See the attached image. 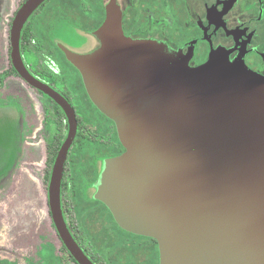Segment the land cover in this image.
<instances>
[{
  "label": "water",
  "instance_id": "95a60500",
  "mask_svg": "<svg viewBox=\"0 0 264 264\" xmlns=\"http://www.w3.org/2000/svg\"><path fill=\"white\" fill-rule=\"evenodd\" d=\"M45 1L24 0L16 10L9 57L19 77L67 116L47 206L73 259L95 264L74 239L61 205L74 110L31 74L20 49L26 21ZM96 33L97 52L66 51L125 149L105 162L96 197L119 226L156 239L160 264H264V76L242 60H229L224 49L191 67L159 43L132 40L112 3Z\"/></svg>",
  "mask_w": 264,
  "mask_h": 264
},
{
  "label": "flooded vegetation",
  "instance_id": "af4514ba",
  "mask_svg": "<svg viewBox=\"0 0 264 264\" xmlns=\"http://www.w3.org/2000/svg\"><path fill=\"white\" fill-rule=\"evenodd\" d=\"M76 1L46 0L26 21L20 44L31 74L60 93L75 113L76 133L61 180L64 218L76 242L95 264H160L156 239L119 226L96 197L105 162L125 149L115 123L91 101L81 73L68 60L66 51L85 55L100 50L96 30L105 19L106 6L112 3L120 11L124 35L132 40L159 43L170 53L182 55L191 67L205 63L211 51L224 49L229 60H242L264 76V0H91L88 13H83L81 1L79 5ZM57 2L67 3L68 8L59 9ZM33 89L50 102L54 122L51 139H60L57 154L68 133L67 116L53 99ZM67 170L77 227L70 223L66 210ZM79 205L84 211L79 212Z\"/></svg>",
  "mask_w": 264,
  "mask_h": 264
},
{
  "label": "rangeland",
  "instance_id": "374dc122",
  "mask_svg": "<svg viewBox=\"0 0 264 264\" xmlns=\"http://www.w3.org/2000/svg\"><path fill=\"white\" fill-rule=\"evenodd\" d=\"M22 1L0 0V129L7 121L12 124L8 144L0 130V264H74L47 206V144L54 126L50 102L10 66L9 29ZM69 194L67 170L66 210L77 227Z\"/></svg>",
  "mask_w": 264,
  "mask_h": 264
},
{
  "label": "trees",
  "instance_id": "16d2710c",
  "mask_svg": "<svg viewBox=\"0 0 264 264\" xmlns=\"http://www.w3.org/2000/svg\"><path fill=\"white\" fill-rule=\"evenodd\" d=\"M81 1V2H80ZM79 2L81 3V6H82V12L83 13H85V12H90V6H91V0H78V1H76L75 2V4L76 5H79ZM58 6L60 5V7H59V9H64V10H66L68 7H67V5H65V4H67V3H62V2H57L56 3ZM43 6V5H42ZM27 23V22H26ZM26 26H27V24H25V26H24V28H23V30H22V33H21V39H20V44L22 45V42H23V40H24V37H25V28H26ZM9 60H10V57H9ZM10 66H11V69H12V71L13 72H15L16 74H17V72H16V70L13 68V66H12V64H11V61H10ZM18 75V74H17ZM50 127V126H49ZM51 146H50V148H49V151H48V156H49V163H50V168H51V164H52V162H53V159H54V156H55V154H56V150H57V148H58V145L60 144V139L58 138L57 139V137H56V139L54 138V139H51ZM48 179H49V175H48ZM79 212H81V211H84V209H85V207H83V206H81V205H79ZM53 224V223H52ZM54 226V225H53ZM63 245V244H62ZM63 247H65L64 245H63ZM66 249V248H65ZM69 256H70V254H68ZM71 257V256H70ZM71 259H72V261L74 262V264H78L74 259H73V257H71Z\"/></svg>",
  "mask_w": 264,
  "mask_h": 264
},
{
  "label": "bare ground",
  "instance_id": "6f19581e",
  "mask_svg": "<svg viewBox=\"0 0 264 264\" xmlns=\"http://www.w3.org/2000/svg\"><path fill=\"white\" fill-rule=\"evenodd\" d=\"M8 122L9 121H7V123H5L3 125V128L0 129L2 132V140H3L4 144L9 143L8 140L10 139L11 134H12V126H10Z\"/></svg>",
  "mask_w": 264,
  "mask_h": 264
}]
</instances>
